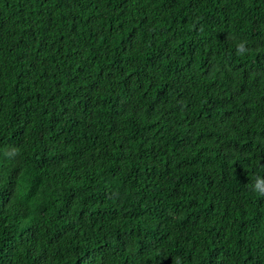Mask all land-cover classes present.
I'll list each match as a JSON object with an SVG mask.
<instances>
[{
    "label": "trees",
    "instance_id": "trees-1",
    "mask_svg": "<svg viewBox=\"0 0 264 264\" xmlns=\"http://www.w3.org/2000/svg\"><path fill=\"white\" fill-rule=\"evenodd\" d=\"M257 176L264 0H0V264H264Z\"/></svg>",
    "mask_w": 264,
    "mask_h": 264
},
{
    "label": "clouds",
    "instance_id": "clouds-1",
    "mask_svg": "<svg viewBox=\"0 0 264 264\" xmlns=\"http://www.w3.org/2000/svg\"><path fill=\"white\" fill-rule=\"evenodd\" d=\"M240 48H243V44L239 45ZM18 154V150L13 148L5 153L6 157L11 158L14 155ZM252 190L256 192L258 195L264 196V178L257 176L255 178V182L252 185Z\"/></svg>",
    "mask_w": 264,
    "mask_h": 264
}]
</instances>
